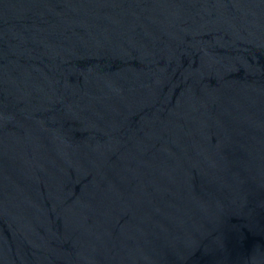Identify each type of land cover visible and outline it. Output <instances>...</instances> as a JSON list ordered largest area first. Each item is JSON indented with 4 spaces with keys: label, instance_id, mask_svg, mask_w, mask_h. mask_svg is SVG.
Wrapping results in <instances>:
<instances>
[{
    "label": "water",
    "instance_id": "1",
    "mask_svg": "<svg viewBox=\"0 0 264 264\" xmlns=\"http://www.w3.org/2000/svg\"><path fill=\"white\" fill-rule=\"evenodd\" d=\"M0 264H264V0H0Z\"/></svg>",
    "mask_w": 264,
    "mask_h": 264
}]
</instances>
